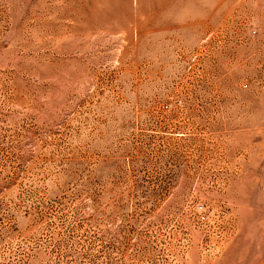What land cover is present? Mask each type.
<instances>
[{
  "label": "rangeland",
  "instance_id": "obj_1",
  "mask_svg": "<svg viewBox=\"0 0 264 264\" xmlns=\"http://www.w3.org/2000/svg\"><path fill=\"white\" fill-rule=\"evenodd\" d=\"M0 264H264V0H0Z\"/></svg>",
  "mask_w": 264,
  "mask_h": 264
}]
</instances>
